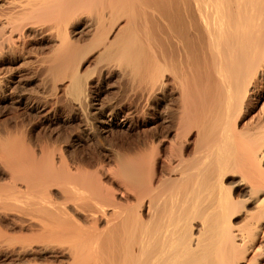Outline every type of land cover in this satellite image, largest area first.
<instances>
[{
  "label": "bare ground",
  "instance_id": "bare-ground-1",
  "mask_svg": "<svg viewBox=\"0 0 264 264\" xmlns=\"http://www.w3.org/2000/svg\"><path fill=\"white\" fill-rule=\"evenodd\" d=\"M6 4L0 51L46 41L39 86L61 84L83 132L147 119L162 131L93 170L0 135L5 264H264V0ZM3 80L2 98L22 103Z\"/></svg>",
  "mask_w": 264,
  "mask_h": 264
},
{
  "label": "rangeland",
  "instance_id": "rangeland-1",
  "mask_svg": "<svg viewBox=\"0 0 264 264\" xmlns=\"http://www.w3.org/2000/svg\"><path fill=\"white\" fill-rule=\"evenodd\" d=\"M7 1L8 0H0V9L7 6L6 4ZM40 19L41 17L38 19L39 20L38 25H40L38 27H40L41 29L47 28L46 26H49L48 23L43 22L42 21L43 19L41 20ZM35 37H40V36L37 35ZM24 41L23 40H20L19 42L15 41V45L17 43V45L15 46L16 50L14 49L15 47H13L12 48L13 50L9 49L7 50L8 52L6 50H4L5 52H3V50L0 51L4 53V54L0 53V75L2 79H4L3 83H5L4 84L5 87L3 86L2 89L4 90L6 89L7 90L6 93H8L11 90L10 88L14 86V88L17 87L15 91H17V93L20 96L22 95L21 96L22 103L21 102L19 103L16 101H12V99H10L13 93H11L9 97H5V98H2V94H0L1 97L0 98L1 99L0 100V135L2 134H3L2 136L11 135V137L9 136L10 141L16 139L15 141H18L17 143H19V145L21 142L22 145H20V147L24 146L25 149L27 148L26 151H30V152L36 150L40 144H42L41 146H47V147L49 146L51 148L53 146V148L55 147L57 149H61L63 152H65L64 153L65 155L68 154L66 156L68 160L71 158L72 159L83 158L85 160L87 159L86 162H89V164H94V166L92 165L93 167L91 168L93 170L95 168V165L97 166L98 163L105 164V161L107 163L108 160L107 156H109L110 154L108 153V151L109 150L111 151L113 147L114 148L118 146L125 147V145L128 144L130 145L131 142L133 144L142 138H147V137L152 138L155 135V133H161L162 131L161 125L160 127L157 125V127L159 128H156L154 127L156 125H153L155 124L154 121H152L154 119L151 120L147 119L148 120L147 122H142L136 125L133 124L134 127L131 126L130 128H128V130L127 129L123 131L113 130V132L110 131L111 133L109 131H107L108 133L98 132L99 134L98 133L97 134L99 136L96 133H93V135L91 133L88 136L85 132H83L81 125H79L80 120H78V118L75 115H73L72 111L70 112L69 110L70 107H68L67 106L68 104L64 102L65 100L62 97V93H60L62 91L60 88L61 84L57 86L58 87L57 89L60 88V91L57 89L52 90L54 91L53 94L54 96H51V93L48 91L51 90L49 89V87L48 88L46 87L48 90L47 89L44 90V88L41 86L42 91L40 90L41 88L39 85L41 84L40 82L41 78L39 79L38 76L39 77L41 76L40 74H38L39 72L38 69L36 70L37 64H35V68H34L33 63H35V61L33 59H35V56H37V54L39 53L38 51L40 46L42 49V51L40 50L41 53L45 51V49H43V46L44 48L47 47L46 50L49 48L47 46L48 43H46V41L43 42L40 41V38L39 39L34 38L33 41L30 40L28 41L24 39ZM38 44H40V46ZM37 45L38 47H36ZM41 53L38 54L39 56L36 57V59L37 58L39 59L40 56L43 57L42 55H40ZM45 53H47V51L42 54H44L45 56L46 55ZM9 86L10 88L8 89ZM107 86L95 90V92L97 93H94V96L98 98L97 101H101V100L103 101L104 99L105 101L106 99L108 100V98H110V93L111 92L114 93V90H116V87H113L114 84L113 85L110 84L109 85L110 87ZM261 87H262L261 93H264V83L261 84ZM44 91L46 92L44 93ZM107 91L110 93H108ZM47 92H49L48 95ZM58 95L61 96V98ZM26 96L28 98H26ZM41 97L43 99L47 98V100L45 99L43 100ZM25 98L27 100H25ZM61 101H63L64 103ZM62 104H64L63 107L65 108V110L68 108L67 110L70 113L67 110L66 112L69 115L65 112L64 108H62ZM259 106L260 103L256 108L253 109L254 110L253 113L260 111ZM160 128L161 130H159ZM155 130L158 131L156 132ZM95 134L97 136V139L94 138ZM141 135H143L144 137ZM86 136H88L89 139ZM138 136L140 137L139 140H138L139 138ZM0 228H2L0 229L1 231L4 230L2 226ZM1 231L0 233L4 232ZM3 257L4 256L0 252V264H5L7 261L5 260L6 258Z\"/></svg>",
  "mask_w": 264,
  "mask_h": 264
}]
</instances>
